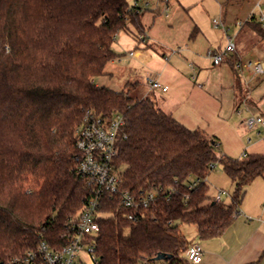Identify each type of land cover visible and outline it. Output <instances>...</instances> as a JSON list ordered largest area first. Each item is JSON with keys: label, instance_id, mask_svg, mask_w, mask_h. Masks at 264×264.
Here are the masks:
<instances>
[{"label": "trees", "instance_id": "obj_1", "mask_svg": "<svg viewBox=\"0 0 264 264\" xmlns=\"http://www.w3.org/2000/svg\"><path fill=\"white\" fill-rule=\"evenodd\" d=\"M143 14L129 0H0L3 242L18 249H35L40 241L66 245L68 220L91 196L75 161L76 130L88 112L124 116L115 160L125 167L123 189H163L137 221L118 200H104L98 264H191L185 254L193 241L181 226H194L201 240L223 235L240 214L247 187L264 176V154L244 161L218 154L214 136L185 127L149 96H133L138 83L115 91L94 82L118 57L113 45L121 32L144 36ZM246 25L264 40V28ZM217 164L234 184L230 203L210 196L206 179ZM4 248L0 242V262ZM159 254L167 258L155 260Z\"/></svg>", "mask_w": 264, "mask_h": 264}, {"label": "crops", "instance_id": "obj_2", "mask_svg": "<svg viewBox=\"0 0 264 264\" xmlns=\"http://www.w3.org/2000/svg\"><path fill=\"white\" fill-rule=\"evenodd\" d=\"M151 2L137 3L144 9V36L136 38L121 32L113 45L118 57L108 64L105 75L112 76L116 63L129 56L126 86L143 83V94L151 97L160 109L185 127L214 136L219 147L224 141L220 133H230L229 141L234 143L231 147L239 149L235 150L236 154L226 150L224 155H235L232 158L239 160L244 153L264 154L256 148L264 140V127L252 130L251 152L243 150L248 136L243 131L247 119L251 115L264 117V77L254 78L250 72L236 68L240 60L264 61V40L248 25L252 45L247 46L246 36H238L237 42L232 37L236 52L222 63L214 64L209 52H221L223 45L209 22L203 21L198 12H192L189 2L157 0L153 6ZM130 5L135 6L133 0ZM227 28L229 31L230 27ZM148 77L158 80L168 90H151L146 82ZM250 185L251 200L241 205L240 214L223 235L200 239L201 242L192 240L203 249L201 264H264V176Z\"/></svg>", "mask_w": 264, "mask_h": 264}, {"label": "built area", "instance_id": "obj_3", "mask_svg": "<svg viewBox=\"0 0 264 264\" xmlns=\"http://www.w3.org/2000/svg\"><path fill=\"white\" fill-rule=\"evenodd\" d=\"M136 6L139 0H133ZM257 8L260 14H251L245 23H239L243 28L248 21L264 28V2H259ZM215 28L228 32L223 20L214 19ZM228 44L221 52H209L214 64L222 63L225 58L236 52L237 46L234 38L228 36ZM236 68L243 72H250L254 78L264 77V61L254 58L248 61H239ZM151 90L167 91L168 87L153 77L146 79ZM250 129L264 127V117L251 115L247 121ZM125 126L124 116L115 114L112 118L102 117L93 112H88L76 130L77 155L76 174L86 180L91 189V196L84 207L67 222L68 232L63 236L66 245L53 248L46 241H40L35 249H18L8 241H2L5 248L6 260L0 264H98L99 256L95 245V238L100 232L98 218L105 199L118 200L119 207L127 210L128 218L134 221L143 216L144 210L150 209L157 201L163 189L152 188L146 191H131L123 189V177L115 164L120 153V141ZM123 138H126L124 135ZM248 154L244 153L239 161H244ZM215 168V167H214ZM207 181V179H206ZM200 183L193 181L189 188L192 189ZM174 192L170 188L169 194ZM224 191H219L214 197L217 202L223 200ZM87 253L89 261H84L82 254ZM186 259L191 264H201L204 252L200 244L193 242L186 251Z\"/></svg>", "mask_w": 264, "mask_h": 264}, {"label": "rangeland", "instance_id": "obj_4", "mask_svg": "<svg viewBox=\"0 0 264 264\" xmlns=\"http://www.w3.org/2000/svg\"><path fill=\"white\" fill-rule=\"evenodd\" d=\"M152 6L156 4L157 0H151ZM264 2V0H186V3L189 2L190 6L193 7L192 12L196 13L198 12L199 16L203 19L205 22H209L210 26H212V29H214L216 36L218 37V41L221 42L223 45V49L227 46L228 40H226V33L223 32L222 29L215 28L213 25V20H223L226 27H230V30L227 32V34L231 37H236V42L238 36L245 37L246 36V44L247 46L252 45V38L249 34V27L246 25L243 29L239 26V23H245L248 19V17L253 14H260L259 9L257 8V4L259 2ZM129 3L132 4V0H129ZM242 29V30H241ZM248 33V34H247ZM241 34V35H240ZM239 39V38H238ZM245 49V48H244ZM129 57V56H128ZM128 57L122 61L121 63H116L114 70L111 71L113 74L111 75H103L101 77L96 78V82L99 83L101 86H105L107 88L113 89L115 91H122L126 89V81H127V73H126V64ZM127 69V68H126ZM145 85L142 83L140 84L136 89L131 90V94L133 96H137V94H143ZM253 129H250L247 125L244 126V132L248 135L246 137L245 146L243 150H246L247 152H251L252 148L249 146V138H253L251 134H253ZM220 136L224 138V141H222V145L219 147L216 146V152L218 154H226V150H229L232 152V154H236V149L238 150L239 147H231L232 142L229 141L231 134L228 133H220ZM219 144V143H218ZM257 152H264V140L262 142L258 143ZM249 146V147H248ZM245 151H242L244 153ZM231 157H234L235 155H229ZM121 172L125 170L124 166H120L119 169ZM207 183L210 186V196L211 194L216 196L219 191H224L225 194L223 195V200L226 203L231 202L232 193L234 191V186L232 184V181L230 178L225 174L222 167L217 164L214 170L211 172V174L207 178ZM248 186L246 189V194L244 196L243 204L249 202L251 200V196L249 195L250 192ZM181 232L189 239L190 241L199 239L198 241L201 242L200 238L197 235L196 228L194 226L190 225H182L181 226ZM82 257L84 261H89L87 253H83Z\"/></svg>", "mask_w": 264, "mask_h": 264}, {"label": "water", "instance_id": "obj_5", "mask_svg": "<svg viewBox=\"0 0 264 264\" xmlns=\"http://www.w3.org/2000/svg\"><path fill=\"white\" fill-rule=\"evenodd\" d=\"M167 258V256L165 255V254H159L156 258H155V260H164V259H166Z\"/></svg>", "mask_w": 264, "mask_h": 264}]
</instances>
